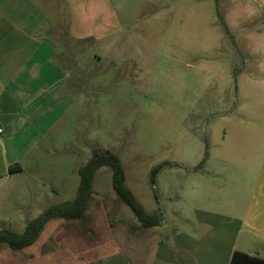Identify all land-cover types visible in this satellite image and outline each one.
I'll return each instance as SVG.
<instances>
[{"label": "rangeland", "instance_id": "1", "mask_svg": "<svg viewBox=\"0 0 264 264\" xmlns=\"http://www.w3.org/2000/svg\"><path fill=\"white\" fill-rule=\"evenodd\" d=\"M105 1L97 22L103 35L99 68L89 74L95 84L54 126L62 132L52 135L53 151L34 149L22 159L23 170L11 171L6 163L13 150L0 134V230L23 232L49 206L74 200L77 168L95 145L118 154L125 186L149 213L189 212L194 197L201 207L228 177L241 178L247 197L264 174V90L241 78L243 55L220 24L216 0ZM112 176L110 166L96 171L83 217L50 219L39 238L21 249L0 244V264H68L70 250L59 244L67 246L69 230L93 237L92 220L103 215V204L114 209L108 223L130 221L135 214ZM204 181L215 188L201 193ZM32 253L47 256L32 262Z\"/></svg>", "mask_w": 264, "mask_h": 264}, {"label": "crops", "instance_id": "2", "mask_svg": "<svg viewBox=\"0 0 264 264\" xmlns=\"http://www.w3.org/2000/svg\"><path fill=\"white\" fill-rule=\"evenodd\" d=\"M102 2L106 5L105 0H0V134L5 148L13 150L5 163L19 164L16 171L24 169L22 159L32 150L53 151L52 135L62 132L54 126L94 86L89 74L99 68L101 57ZM219 3L231 36L225 33L243 55L241 78L264 90V0ZM240 179L225 178L214 200L199 207L194 197L189 212H164L162 223L152 227H144L136 215L112 225L106 217L114 209L103 204V215L92 220L93 237L68 228L67 246L63 241L59 247L69 248L68 264H230L236 250L264 257V174L247 197ZM202 183L201 193L215 188ZM117 203L116 212L122 209ZM103 233L108 234L104 239ZM46 256L28 254L32 262Z\"/></svg>", "mask_w": 264, "mask_h": 264}, {"label": "trees", "instance_id": "3", "mask_svg": "<svg viewBox=\"0 0 264 264\" xmlns=\"http://www.w3.org/2000/svg\"><path fill=\"white\" fill-rule=\"evenodd\" d=\"M216 5L220 22L226 33L230 35V31L220 11L219 0H216ZM102 166H110L112 168V182L115 191L118 196L130 206L144 227H152L162 223L164 220V212L162 210L151 213L147 212L131 190L125 186L126 174L118 154L110 150H104L95 145L92 147V154L88 162L78 169L80 182L75 199L49 206L37 217L30 220L23 232H17L11 228H2L0 230V244L6 243L14 250L21 249L33 244L39 238L50 219L54 217L66 219H78L83 217L88 201L92 196V185L96 171ZM18 169H20L19 164L10 166L11 171H16ZM230 264H264V257L236 250L233 253Z\"/></svg>", "mask_w": 264, "mask_h": 264}, {"label": "built area", "instance_id": "4", "mask_svg": "<svg viewBox=\"0 0 264 264\" xmlns=\"http://www.w3.org/2000/svg\"><path fill=\"white\" fill-rule=\"evenodd\" d=\"M0 132H2V129L0 128Z\"/></svg>", "mask_w": 264, "mask_h": 264}]
</instances>
